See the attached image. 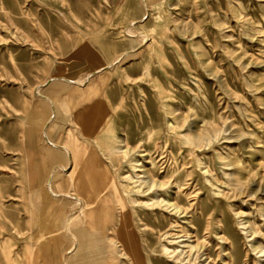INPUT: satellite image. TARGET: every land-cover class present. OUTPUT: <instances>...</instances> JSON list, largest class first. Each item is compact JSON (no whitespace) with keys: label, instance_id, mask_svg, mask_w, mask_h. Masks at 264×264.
Here are the masks:
<instances>
[{"label":"rangeland","instance_id":"1","mask_svg":"<svg viewBox=\"0 0 264 264\" xmlns=\"http://www.w3.org/2000/svg\"><path fill=\"white\" fill-rule=\"evenodd\" d=\"M110 63L101 74L112 105L104 100L100 112L105 120L117 115L107 119L110 124L115 117L130 121L156 161L171 152L183 164L181 190H192L193 179L196 192L187 215L192 225L184 223L191 238L205 244L211 264H264V0H0V264H54L62 254L55 249L56 258H49L52 252L42 249L51 212L31 190L36 162L27 139L41 99L36 87L54 75L85 79L89 70ZM165 102L186 118L184 133H193L196 122L209 133L204 150L164 134L172 120ZM149 121L163 154L146 140ZM66 127L83 139L81 121ZM139 155L150 167L149 155ZM197 155L208 174L197 166ZM110 160L103 156L114 173ZM187 170L193 172L187 176ZM104 197L118 213V194L108 190ZM179 201L188 204L184 194ZM135 210L131 220L141 233L134 235L141 251L132 254L131 264H175L162 252V244L172 246L162 234L172 231L173 218ZM74 218L84 220L79 212ZM242 218L254 234L246 233ZM83 243L92 245L91 252L66 255L71 264L102 256V244ZM58 244L63 249L66 243Z\"/></svg>","mask_w":264,"mask_h":264},{"label":"bare ground","instance_id":"2","mask_svg":"<svg viewBox=\"0 0 264 264\" xmlns=\"http://www.w3.org/2000/svg\"><path fill=\"white\" fill-rule=\"evenodd\" d=\"M141 34L148 38L147 33ZM112 66L114 63L91 69L85 79L73 74L54 75L36 87L41 99L36 106L32 134L31 136L29 134L27 142L36 162L33 187L38 191L39 199L43 203L48 202L47 207L51 212L49 216L51 220L48 219L49 238L43 242L42 249L47 252L54 247L62 251L60 258L55 256L54 264H71L66 255L81 254L82 249L91 252L92 245L83 242L96 241L103 245L98 249L102 256L90 264H131L132 254L137 255L141 251L140 239L136 240L134 236L135 233L141 236V233L136 232L131 220V208L135 210L139 206L149 210L151 214L157 211L156 214L168 213L173 218L171 222L169 221L172 231L162 234V237L172 244L171 247L162 244V252L168 261H173L175 264H191L196 261L201 264H211L212 259L203 251L205 244L192 239L188 227L184 225V223L192 225L193 221L189 220L187 215L191 207L194 209L193 200L196 192L193 189V179H189L192 182H188L192 190H181L186 180L183 181L181 177L183 164H179L178 159L171 152L170 157L168 156L169 158L161 163L156 161L151 148L148 150L143 148L144 138L141 132H138L137 128L131 132L130 121L122 122L115 117L117 123L114 122V125L107 120L109 117H114V113L108 116L106 114L108 117L106 120L101 114L104 100L109 99L104 88L108 83L101 71L108 70ZM158 91L161 93L160 90ZM122 99L124 100V97ZM110 100L106 101L108 106L112 105ZM84 103L87 105H83ZM163 106L165 114L172 118V120L168 119L169 124L164 134H169L174 141L180 140L188 144L193 150L195 148L198 151L204 150L205 146L202 144L209 133H203L201 125L197 122L193 133L190 135L184 133L186 118L176 114V109H171L169 103L165 102ZM104 110L106 111L105 108ZM77 120L81 121L83 126V130L77 129L83 136L82 140L74 134L76 128L66 127L68 124L73 126ZM148 123L151 124L150 121ZM140 126L141 124L138 128ZM66 129L67 136L62 139L61 135ZM160 139L161 137H157L154 131L153 124L149 125L146 140L153 141L163 154L164 144L159 143ZM164 141L167 142V138ZM139 154L143 157L149 155L150 167H146L138 158ZM103 156L111 159L114 173H111L109 166L103 161ZM196 162L202 173L210 172L199 155L196 157ZM192 170L186 171L187 176L193 172ZM117 178L120 180V189L117 186ZM207 180L216 186L209 178ZM70 190H77L81 195L86 191V200L80 194L71 193ZM108 190H114L118 194L117 199L120 202L118 213L109 206L105 197L102 198ZM182 194L187 199V206L179 201ZM100 198L101 202H99ZM78 212L83 214V222L73 217ZM236 214L242 215V212ZM241 224L245 230L247 229V234L255 233L250 228L249 220L242 218ZM220 239L228 240L225 235H221ZM60 241L66 243L63 249L58 244ZM252 246L255 251H262L258 244ZM228 254L231 260L232 255ZM231 262L226 260V264ZM145 264H153V262L148 259Z\"/></svg>","mask_w":264,"mask_h":264},{"label":"crops","instance_id":"3","mask_svg":"<svg viewBox=\"0 0 264 264\" xmlns=\"http://www.w3.org/2000/svg\"><path fill=\"white\" fill-rule=\"evenodd\" d=\"M35 145H36V136H35ZM68 170H69V171L71 170V166H70V165L68 166ZM31 190H35V187L31 188ZM70 192H71V193H74V194H77V195L80 194V193L78 194L77 190H70ZM85 194H86V191H85ZM85 194H84V192L82 193V195L80 194L84 200H86ZM91 194H92V193H91ZM89 207H90V206H89ZM68 209H69V207H68ZM68 209H67V210H68ZM89 209L91 210V209H93V208H89ZM73 217H75V215H74ZM51 252H52V255L48 254L47 257H49V258H54V257H55L56 250L54 249V251H52L51 248H50V250L47 251V253H51ZM47 253H46V254H47ZM53 254H54V255H53ZM56 254H57V253H56Z\"/></svg>","mask_w":264,"mask_h":264}]
</instances>
